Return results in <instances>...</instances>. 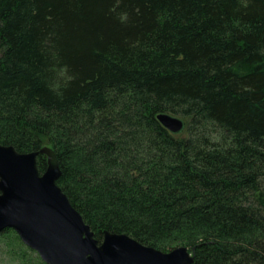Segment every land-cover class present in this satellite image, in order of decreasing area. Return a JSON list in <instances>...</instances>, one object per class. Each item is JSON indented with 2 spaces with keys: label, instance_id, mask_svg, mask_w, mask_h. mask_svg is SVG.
I'll return each instance as SVG.
<instances>
[{
  "label": "trees",
  "instance_id": "16d2710c",
  "mask_svg": "<svg viewBox=\"0 0 264 264\" xmlns=\"http://www.w3.org/2000/svg\"><path fill=\"white\" fill-rule=\"evenodd\" d=\"M0 144L99 241L264 264V0H0Z\"/></svg>",
  "mask_w": 264,
  "mask_h": 264
},
{
  "label": "water",
  "instance_id": "95a60500",
  "mask_svg": "<svg viewBox=\"0 0 264 264\" xmlns=\"http://www.w3.org/2000/svg\"><path fill=\"white\" fill-rule=\"evenodd\" d=\"M157 118L173 133L186 127L177 115L161 112ZM39 154L47 156L43 172ZM61 175L52 147L20 152L0 144V232L15 230L46 264H194L195 256L186 246L162 251L110 231L99 241L59 186Z\"/></svg>",
  "mask_w": 264,
  "mask_h": 264
},
{
  "label": "rangeland",
  "instance_id": "374dc122",
  "mask_svg": "<svg viewBox=\"0 0 264 264\" xmlns=\"http://www.w3.org/2000/svg\"><path fill=\"white\" fill-rule=\"evenodd\" d=\"M179 117L183 119L182 116ZM0 264L45 263L37 251L30 248L22 241L15 230L6 229L0 232Z\"/></svg>",
  "mask_w": 264,
  "mask_h": 264
},
{
  "label": "flooded vegetation",
  "instance_id": "af4514ba",
  "mask_svg": "<svg viewBox=\"0 0 264 264\" xmlns=\"http://www.w3.org/2000/svg\"><path fill=\"white\" fill-rule=\"evenodd\" d=\"M175 248V247H174ZM173 249V248H172ZM171 250V249H170ZM169 251V250H168Z\"/></svg>",
  "mask_w": 264,
  "mask_h": 264
}]
</instances>
